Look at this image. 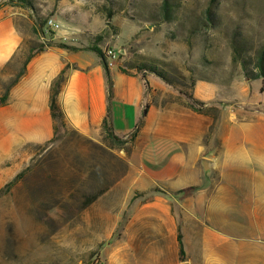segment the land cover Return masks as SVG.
Instances as JSON below:
<instances>
[{
  "label": "crops",
  "instance_id": "0c3cea01",
  "mask_svg": "<svg viewBox=\"0 0 264 264\" xmlns=\"http://www.w3.org/2000/svg\"><path fill=\"white\" fill-rule=\"evenodd\" d=\"M25 19L16 10L0 11V76L23 47ZM49 41L0 106V158L53 139L51 87L64 71L57 104L79 135L97 138L108 118L124 139L142 121L124 175L95 203L102 224L96 238L111 241L102 248L105 264H264L262 79L196 81L191 95L217 110L213 119L175 103L152 104L145 83L151 92H167L166 85L119 65L109 67L108 100L97 54L59 33Z\"/></svg>",
  "mask_w": 264,
  "mask_h": 264
},
{
  "label": "rangeland",
  "instance_id": "374dc122",
  "mask_svg": "<svg viewBox=\"0 0 264 264\" xmlns=\"http://www.w3.org/2000/svg\"><path fill=\"white\" fill-rule=\"evenodd\" d=\"M1 10L26 19L23 47L1 73L0 96L58 33L83 49L115 52L113 65L127 73L161 75L167 92H147L162 106L187 107L193 82L244 77L243 63L254 70L264 58V0H0ZM130 135L124 146L103 132L89 139L57 119L51 141L1 157L0 264H105L102 248L111 241L96 238L102 224L95 203L124 175Z\"/></svg>",
  "mask_w": 264,
  "mask_h": 264
},
{
  "label": "trees",
  "instance_id": "16d2710c",
  "mask_svg": "<svg viewBox=\"0 0 264 264\" xmlns=\"http://www.w3.org/2000/svg\"><path fill=\"white\" fill-rule=\"evenodd\" d=\"M51 46V45H49ZM55 46L63 48V49H67V50H71V51H76L78 50V48L73 47V46H69L63 43H59L56 44ZM87 50H91L93 51L95 54H97V56L100 58L101 63L103 65V68L105 70V76H106V81H107V98L108 100H111L112 97V80H111V76H110V71H109V67L107 66V63L103 57V52L102 50L97 47V46H92V47H88L86 48ZM44 48L38 50L35 54H37L38 52L43 51ZM32 54L30 55L26 60H25V66L26 64L31 60V58L35 55ZM25 66L22 70V73L19 75V77L12 83V85L10 87H7L3 93V95L0 96V106H4L7 103V99H8V95H9V90L10 88L20 79V77L24 74L25 72ZM242 68H243V73H244V77L247 80H258V79H262L263 80V84H264V58L260 57L257 59L255 65H254V70H250L247 68V66L243 63L242 64ZM123 73H127L125 70L120 69ZM158 78H160L162 81H165L164 78L157 74L156 72H153ZM64 74L65 72L62 71L58 77L55 79V81L52 84L51 87V96H50V112H51V117L53 119V121L55 122L57 119H64V115L63 112L61 111L59 105L57 104V97L59 95L60 92V88H61V84L64 82ZM144 78V77H143ZM195 82L192 83L191 85V89L193 87ZM146 84V89L147 91L150 90L149 86L147 83ZM190 103L187 105V107L197 113L200 114H204V115H212L211 111L214 112V114L212 115L213 119H215L217 117V110L216 109H210L207 107V105L205 103L199 102L197 100H195L192 95H190L188 97ZM146 113V109L143 111V117L145 116ZM141 122H139L135 129L133 130V132L131 133V137H130V143L133 142L137 136V134L139 133L140 127H141ZM102 132L105 134V137L109 140H111L114 144H118L121 146H124L125 144L128 143V141H125V139L120 138L118 136H116L113 133L112 127H111V123L108 120V118L103 121L102 124ZM130 150V149H129ZM22 176V173L16 175L7 185H6V189L11 188L12 186H14L18 179ZM178 244H179V258L181 259V261L184 258V252H183V247H182V241H181V235H178Z\"/></svg>",
  "mask_w": 264,
  "mask_h": 264
},
{
  "label": "built area",
  "instance_id": "2783aa9c",
  "mask_svg": "<svg viewBox=\"0 0 264 264\" xmlns=\"http://www.w3.org/2000/svg\"><path fill=\"white\" fill-rule=\"evenodd\" d=\"M47 26L49 28H51L52 30H55V31L59 29V24L56 23L55 21H53L52 19H49L47 21ZM103 57L107 63V66L111 67L113 65L112 61L116 58V53L111 51V50H108V51L104 52ZM263 88H264V86H263ZM92 264H100V263L98 261H95Z\"/></svg>",
  "mask_w": 264,
  "mask_h": 264
}]
</instances>
